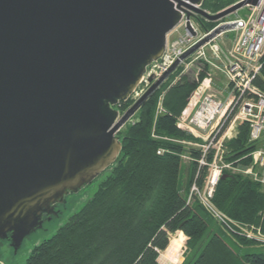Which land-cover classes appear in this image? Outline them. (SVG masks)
Returning a JSON list of instances; mask_svg holds the SVG:
<instances>
[{
	"label": "water",
	"instance_id": "1",
	"mask_svg": "<svg viewBox=\"0 0 264 264\" xmlns=\"http://www.w3.org/2000/svg\"><path fill=\"white\" fill-rule=\"evenodd\" d=\"M205 0H0V242L15 254L56 207L117 162L123 127L201 48L236 29L223 24L184 53L123 115L162 58L182 13L213 23L260 0L211 15ZM227 175H224V179ZM1 245V244H0Z\"/></svg>",
	"mask_w": 264,
	"mask_h": 264
},
{
	"label": "trees",
	"instance_id": "2",
	"mask_svg": "<svg viewBox=\"0 0 264 264\" xmlns=\"http://www.w3.org/2000/svg\"><path fill=\"white\" fill-rule=\"evenodd\" d=\"M236 1L205 0L203 9L217 14ZM207 74L203 65L195 78L183 74L148 100L137 113L138 121L119 136L122 152L111 176L79 213L33 250L25 264H158L171 236L178 232L198 253L192 264H264V252L245 251L261 242L229 236L225 229L227 236L212 232L206 210L189 205L182 195L187 152L182 143L193 138L178 128L177 121ZM255 85L264 91V60ZM229 147L243 158L257 148L249 142L248 123L239 127ZM159 151L163 153L159 155ZM189 156L190 184L197 180L202 185L207 173V168L198 165L202 152L192 150ZM251 162L244 158L239 167L247 169ZM225 175L213 204L231 220L259 228L264 235L262 187L239 175Z\"/></svg>",
	"mask_w": 264,
	"mask_h": 264
},
{
	"label": "built area",
	"instance_id": "3",
	"mask_svg": "<svg viewBox=\"0 0 264 264\" xmlns=\"http://www.w3.org/2000/svg\"><path fill=\"white\" fill-rule=\"evenodd\" d=\"M246 8L249 9L246 20L234 22L236 29L239 30V37L231 50L222 53L215 43L216 39L192 57L220 73L227 83H224V87L217 92H214L210 83H201L187 109L179 117L177 126L198 138L200 137L198 133H208L207 138L210 140L198 161L200 169L207 168L206 176L202 185L197 180L194 182L191 196L196 198L213 218L221 221L230 236L264 243L261 229L231 220L212 202L220 180L229 171L243 173L258 183L264 191V91L255 85V80L261 76L264 60V0H260L256 7ZM199 18L201 17L195 15L190 21L196 33V37H193L187 30V16L182 13L181 23L175 30L183 28L188 38L192 40L191 44L182 50L177 51L173 48L170 51L167 43L164 55L148 68L139 86L143 82L148 83V79L153 75L160 78L184 53L217 28L200 34ZM209 47L210 55L207 54ZM244 123L249 124L250 144L257 148L250 154L254 167L238 170L234 165L224 162L222 149L227 141L236 137L239 127ZM226 125L228 126L224 129ZM162 153L163 151L158 152L159 155Z\"/></svg>",
	"mask_w": 264,
	"mask_h": 264
},
{
	"label": "rangeland",
	"instance_id": "4",
	"mask_svg": "<svg viewBox=\"0 0 264 264\" xmlns=\"http://www.w3.org/2000/svg\"><path fill=\"white\" fill-rule=\"evenodd\" d=\"M240 1L241 0H237L236 2L238 3ZM224 10L226 9H223L222 11ZM212 14L214 15V13ZM248 14H249V9L245 7L239 10L237 13L231 15L225 21L227 22L244 21L246 20ZM199 33L204 34L201 28L199 29ZM238 37H239V30L234 29L222 35L219 39L216 40L215 43L218 45L222 53L224 52L227 53L229 50L232 49L233 45L238 40ZM168 41H169L168 46L170 48V51L173 50V48H175L177 51L182 50L185 47L189 46L192 42V40L188 38V35L185 33L183 28L173 31L169 35ZM207 54L209 55L211 54L210 47L207 48ZM203 65L205 64L202 61H196L194 58H190L188 61L182 64V66L178 69V71L175 72V74L163 85V87L156 94L162 91L164 87L171 85L172 83H175L183 74H187V75H190L191 78H195L196 74L198 73V71ZM206 67L208 69V74L202 83L208 82L210 83V86L214 90V92H217L218 90L220 91L224 87V83H227L226 79L220 73L213 71L207 65ZM149 86L150 85L148 83L143 82L137 89L136 93H134L129 100L122 102L121 105H118L115 107L119 111L120 116H123L134 105V103L144 94V92L149 88ZM159 111H160V106L158 107L157 114L159 113ZM137 121H138V114H136L135 117H133L125 125V127L122 128L118 136L121 135L123 137L125 133L127 132L128 128L134 125ZM198 135H200L199 138L191 135L193 138V141H186L182 143V145L184 146L187 152L184 155L185 157H183L184 170L182 174L181 191H182V195L186 198L187 203L190 201L189 205L191 206H195L196 204L200 206L202 205L196 198H193L191 196V189H192V185L194 184V182L190 184L192 161H190L189 155H190V152H192V150H198L201 152L204 151L205 148L210 143V140H208L207 138L208 133H198ZM161 140L164 142H168L166 141L168 140L167 138H163V139L161 138ZM229 142L230 141H227V143H225L222 149L224 162H227V164H232L234 165L235 168H238V170H240L242 168L239 166H240L241 161H243L244 158H250L251 160H253L250 157L251 153L245 154L244 158H243V155L236 157L234 153L232 152L231 148L229 147ZM115 166L116 165H113L112 167L103 171L95 181H93L91 184L83 188L78 193L70 194L66 198V203L63 204V206L61 207L60 214L54 217L51 222H45L44 224L45 231L40 230L36 234L27 238L21 250H19L17 254H15V252L13 251L9 243H5L3 246H1L0 247V264H25L27 259L30 257L33 250L37 246L51 239L59 231V229L62 228L69 221V219L72 216L79 213L85 207V205L97 193L101 184L105 182L111 176ZM249 167L250 168L254 167L253 161L251 162V165ZM229 173L234 174V175H239L242 178L249 179V177H247L246 175H243V173L241 172L229 171ZM207 215L209 216L211 224H212L211 231L212 232L217 231L227 236L224 233L225 226L222 225L221 221H218V219L213 218L208 212H207ZM181 233L182 232H178L171 236V244L169 248H167L166 251L160 254V257L158 259V264H192V262L194 261L198 253L191 250L189 246L187 245V242L185 243L184 240H181V238L178 237L179 234ZM247 250H249L250 252H256V253L264 252V243L257 245V247L248 248L245 251Z\"/></svg>",
	"mask_w": 264,
	"mask_h": 264
},
{
	"label": "flooded vegetation",
	"instance_id": "5",
	"mask_svg": "<svg viewBox=\"0 0 264 264\" xmlns=\"http://www.w3.org/2000/svg\"><path fill=\"white\" fill-rule=\"evenodd\" d=\"M204 4V3H203ZM203 8V7H202ZM209 13V12H208ZM209 14H211V13H209ZM211 15H213V14H211ZM230 17V16H229ZM229 17H227V18H229ZM227 18H225L224 20H222L221 22H219V23H213V22H210V21H207L206 19H203V18H199V23H200V25H201V30H203V32H205V33H208V32H210V31H212L213 29H215L216 27H218V26H221V25H223V24H234V22H227V21H225ZM63 205H58L57 207H56V211L58 212V215L60 214V210H61V207H62ZM45 221L46 222H51V221H49L48 219H45ZM0 247L2 246V244H3V242H0Z\"/></svg>",
	"mask_w": 264,
	"mask_h": 264
}]
</instances>
